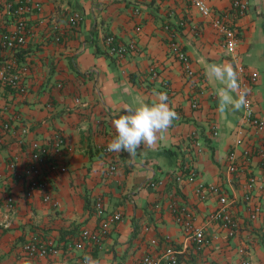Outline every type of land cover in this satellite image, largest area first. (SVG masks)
I'll list each match as a JSON object with an SVG mask.
<instances>
[{"label":"crops","instance_id":"obj_1","mask_svg":"<svg viewBox=\"0 0 264 264\" xmlns=\"http://www.w3.org/2000/svg\"><path fill=\"white\" fill-rule=\"evenodd\" d=\"M37 1L41 10L29 16L33 37L21 56L29 66L24 76L27 93L0 87V108L7 105L27 129L21 144L9 134L0 144V199L8 195L14 200L11 210L0 208V264H51L49 259L22 255V245L32 238L61 248L56 264H70L81 252L69 245L83 229L98 227L92 207L98 199L108 214L122 215L100 249L87 245L83 252L98 264H138L146 253L158 258L168 244L178 250L182 264H241L240 248L249 264H264V226L261 219L251 221L248 212L254 205L264 208V189L247 192L244 186L250 176L261 174V157L255 152L245 159L244 146L238 147L237 171L227 169L240 128L248 144L261 151L264 133L244 127L242 108L218 110L222 85L206 67L231 60L211 20L187 0ZM207 2L235 32L236 53L247 73L257 74L249 94L255 114L264 121V0H248L244 15H237L229 0ZM72 13L83 17L76 28L67 22ZM8 27L0 15V30ZM107 35L122 43L133 41L135 52L121 60L110 58ZM173 43L189 57L193 76H186L174 57ZM157 92L167 93L179 118L153 147L142 146L135 158L127 153L104 155L102 149L116 135L112 120L140 101H155ZM194 100L196 109L191 107ZM193 131L197 134L191 137ZM57 134L65 143L66 171L48 174L43 169L50 195L58 202L55 207L43 201L41 191L25 196L28 179L17 177L10 163H27L31 142L49 143ZM112 163L117 171L106 178ZM189 172H195L194 182L175 181L174 176ZM198 183L218 185L227 195L228 211L237 223L234 238L211 218L217 197L201 201L195 193ZM184 208L210 241L202 251L195 250L175 222V212Z\"/></svg>","mask_w":264,"mask_h":264},{"label":"built area","instance_id":"obj_2","mask_svg":"<svg viewBox=\"0 0 264 264\" xmlns=\"http://www.w3.org/2000/svg\"><path fill=\"white\" fill-rule=\"evenodd\" d=\"M189 4L203 17L211 20L212 27L221 35L223 49L225 53L238 69L240 85L247 93V107L242 108V123L244 127L255 134L260 135L264 133V121L259 118L254 111L253 101L249 94V86L257 81V74L247 73L245 66L236 53L238 39L235 32L227 25V22L219 16L214 15L212 9L209 7L207 0H187ZM231 9L237 15H244L249 10L248 0H229ZM41 4L37 0H0V15L4 16L6 24L9 26L6 29L0 30V87L9 89L10 91L25 95L27 88L24 83V76L29 71V66L22 62L21 56L28 48L29 40L33 37L31 29L28 27V19L31 14L39 12ZM83 20L80 13H72L67 22L71 28L78 27ZM183 25V23H181ZM55 28L54 31H58ZM56 42L60 41L58 36H55ZM106 45V53L110 58L117 60L123 59L126 55L135 52V44L133 41L122 43L118 41L113 35H107L104 39ZM172 51L174 57L181 64L186 76L191 77L194 72L191 68L189 57L181 50L177 43L172 44ZM78 102V100H76ZM191 107L196 109L198 102L194 100ZM22 121L10 112V108L4 105L0 108V144L3 143L5 135L16 136L19 143L23 142L22 137L26 134L27 129L21 123ZM213 133L216 134V127H212ZM196 132L191 133V137L196 136ZM237 141L235 148L228 154V171L235 173L236 166V148L244 146L242 151L243 157L249 159L253 154H258L262 160V172L257 176H250L246 179L244 184L247 192L254 189H264V151H261L248 144L246 141V133L243 128L237 131ZM198 145V144H196ZM199 146V145H198ZM66 152L64 139L60 134L52 138L49 143H40L38 141L31 142L30 156L27 163L23 165L11 162L10 167L15 172L17 177L27 178L28 185L25 196L31 197L33 191L38 190L43 193V201L51 203L57 207L58 202L54 200L49 192V183L46 176H44L43 169L48 174H59L66 171V167L62 160ZM102 153L110 156L107 147L102 149ZM117 167L115 164H110L106 171L105 177L112 178L116 173ZM175 181L181 182L187 180L194 182L196 179L195 172H189L186 176L179 174L174 176ZM195 193L201 201H207L210 197H217L218 208L212 214L211 218L220 222V226L226 232L228 238H234L237 232V223L234 221L228 211V197L218 185H204L198 183L195 187ZM245 201L250 203L251 196L247 194ZM14 200L12 197L6 195L4 199H0V208L4 207L7 210L13 208ZM93 212L99 220L97 229L90 231L83 229L78 238L69 245V249L75 252H81L79 256L73 258L70 264H85V256L83 252L86 251L88 245L90 249L102 247L104 239L107 237L110 229L114 224L122 219L120 213L108 214L106 212L103 200L98 199L93 203ZM249 218L251 221L258 219L262 220L264 226V208L254 205L249 208ZM175 222L181 228L184 235L194 245L197 252L202 251L208 244L209 239L205 235V230L194 223L192 213L187 209H181L175 212ZM151 244H155L153 240ZM22 255L29 260L49 259L51 264H56V258L62 254V249L48 242L40 241L32 238L26 241L21 247ZM241 256V264H249V259L243 248L238 250ZM179 252L173 246L168 244L164 247L161 255L156 258L149 253L144 254L138 264H182Z\"/></svg>","mask_w":264,"mask_h":264},{"label":"clouds","instance_id":"obj_3","mask_svg":"<svg viewBox=\"0 0 264 264\" xmlns=\"http://www.w3.org/2000/svg\"><path fill=\"white\" fill-rule=\"evenodd\" d=\"M206 73L222 85L217 91L219 111H225L228 106L235 110L247 107V93L241 88L238 69L232 62L209 64ZM155 95V101H140L138 106L127 107L124 114L112 120L116 135L107 145L109 152L127 153L135 158L142 146L153 147L173 121L179 118L168 103L166 92H157ZM84 259L85 264H98L89 256Z\"/></svg>","mask_w":264,"mask_h":264}]
</instances>
